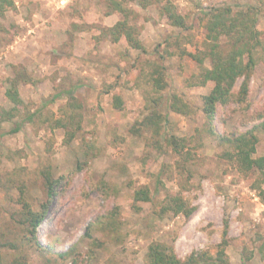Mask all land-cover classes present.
<instances>
[{"label": "rangeland", "instance_id": "rangeland-1", "mask_svg": "<svg viewBox=\"0 0 264 264\" xmlns=\"http://www.w3.org/2000/svg\"><path fill=\"white\" fill-rule=\"evenodd\" d=\"M13 1L14 7L0 15V108L12 106L8 78L23 68L31 77L20 84L24 103L16 116L0 123V264H147L153 241L172 245L183 260L206 252L210 264H219L225 235L229 264H264V203L254 188L256 177H245L223 156L231 147L221 139L254 131L255 156L264 154L259 126L264 121V14L257 24L262 45L248 98L238 100L239 78L232 100L217 106L215 134L204 112V96L215 83L196 85L199 64L174 46L172 55L165 47L167 40L191 34L193 42L184 44L195 51L206 36L198 18L203 11L223 4L239 10L256 2L158 0L147 8L131 3L130 23L144 47L136 49L125 37L113 42L104 35V28L123 18L110 11L108 0ZM167 1L185 16L188 31L171 25L161 12ZM156 64L165 67L168 83L160 92L148 82ZM68 89L84 103L83 128L71 143L64 128L53 126L64 115L67 95L49 102ZM173 95L191 106L189 114L170 108ZM156 97L155 108L168 120L159 133L141 124ZM28 112L36 114L32 121H25ZM172 135L187 138L192 160H181L169 143ZM48 171L54 181L51 198ZM22 185L33 210L46 204L36 228L26 221L19 200ZM145 186L151 200L136 203L135 191ZM168 194L182 196L196 210L189 217H162L158 212Z\"/></svg>", "mask_w": 264, "mask_h": 264}, {"label": "trees", "instance_id": "trees-1", "mask_svg": "<svg viewBox=\"0 0 264 264\" xmlns=\"http://www.w3.org/2000/svg\"><path fill=\"white\" fill-rule=\"evenodd\" d=\"M111 12H119L123 18L118 20L113 26L103 29L104 35L110 37L113 42L120 41L123 37L127 39L129 44L136 49H143L139 31L136 26L131 24V16L134 11L130 8L131 3H136L142 8H147L156 4L158 0H108ZM255 5L249 4L244 9L234 10L229 4L217 5L203 11L200 19L201 25L206 30V36L203 45H195V51H190L184 43H192L189 35H177L172 40L166 41V51L172 55L178 53L181 56L188 55L194 59L200 66L199 76L195 80L196 85H206L212 81L215 86L204 96V112L211 125L210 133L215 134L213 123L216 118L217 106L219 104H227L235 95L234 87L239 78H243L238 95L239 101H246L250 90V80L256 71L259 63V49L262 45L260 31L258 29V20L264 14V0H254ZM13 0H0V15L9 8L14 7ZM161 12L167 16L171 25L183 31H188L190 25L184 15L180 14L174 5L167 1L161 6ZM197 22V20H196ZM195 22V23H196ZM225 39L226 43L222 42ZM189 41V42H188ZM174 46L175 51H169ZM211 62V66L206 65V61ZM165 67L156 64L149 74V83H152L153 89L160 92L168 86L165 80ZM30 77L26 69L16 70L13 77L8 78L9 86L6 95L11 105L9 108H0V123L12 120L20 106L24 101L20 93V84L28 82ZM67 95V104L64 106V115L53 120V126L56 128H64L66 133V142L71 143L77 136L78 132L83 128V109L84 103L73 92L72 89L61 90L56 93L51 101H56L59 97ZM155 104L149 115L141 122L142 125L156 127L157 132L166 122L167 118L163 116L155 107L160 102V97L152 99ZM116 103L118 107H122V99L117 96ZM47 106V105H46ZM170 108L180 114H189L192 110L191 106L184 102L178 95L172 96ZM41 110H37L36 114ZM34 112L26 115L25 121H32L36 115ZM51 119V118H47ZM264 131V121L259 124ZM20 126L12 129L16 132ZM159 133V132H158ZM222 141L229 143L230 149L223 154L224 157L233 161L237 165V169L245 176L255 175L254 188L258 191L261 201L264 203V154L255 156L257 153V144L259 137L254 131L223 136ZM169 143L174 150L181 156V160L185 163L192 160V152L185 150L187 138L172 135ZM50 172H46V185L48 196H54L53 179ZM25 186L20 187L21 195L20 203L25 210L26 221L33 227H38L44 216L46 204H42V211L32 209L30 203L25 198ZM135 202L150 201L151 191L148 187H140L134 194ZM135 207H138L135 205ZM139 209V208H137ZM196 210L195 206H191L180 195L168 194L164 204L158 214L162 217L166 214H184L189 217ZM227 230L225 229V234ZM228 240L225 237L219 244L216 261L219 264H229L226 254ZM212 256L206 252L193 253L186 260L181 259L172 245L164 241H153L148 246L146 253L147 264H197L203 262L210 264Z\"/></svg>", "mask_w": 264, "mask_h": 264}]
</instances>
